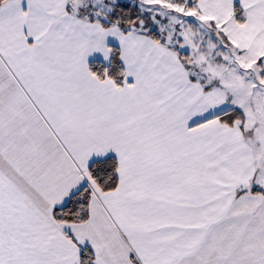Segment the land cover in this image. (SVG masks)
Returning <instances> with one entry per match:
<instances>
[{"label":"snow or ice","instance_id":"6c2138e0","mask_svg":"<svg viewBox=\"0 0 264 264\" xmlns=\"http://www.w3.org/2000/svg\"><path fill=\"white\" fill-rule=\"evenodd\" d=\"M0 264H264V0H0Z\"/></svg>","mask_w":264,"mask_h":264}]
</instances>
